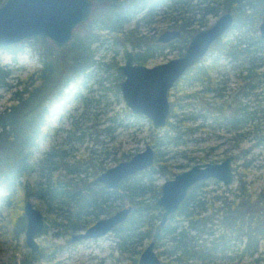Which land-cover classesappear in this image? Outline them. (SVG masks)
I'll return each mask as SVG.
<instances>
[{
	"label": "rangeland",
	"instance_id": "obj_1",
	"mask_svg": "<svg viewBox=\"0 0 264 264\" xmlns=\"http://www.w3.org/2000/svg\"><path fill=\"white\" fill-rule=\"evenodd\" d=\"M210 6L216 15L210 13L202 17L197 11L183 14L185 18L192 16L188 29L193 30V34L198 29L208 27L226 11L221 3ZM164 7L152 23L140 24L137 29L136 36L143 37L151 47L163 31L177 29L171 18L177 13L173 11L175 7ZM101 14L100 8L94 9L91 18ZM200 19H203L204 27L200 26ZM135 20L126 24L125 28L133 27ZM260 21L248 27L232 29L227 38L233 44L254 42L260 37ZM185 44L178 38L170 45H164L162 51H157L144 64L153 66L166 62L180 55ZM38 47L39 43L27 40L22 44L16 60L13 59L11 47L0 48V64L11 70L8 82L13 86L40 65ZM259 48L260 43L251 46L250 50L253 54L264 56V47ZM126 49L136 54L144 48L133 47L131 44L123 46L113 39L96 45V64L89 69L91 75L84 79V86L75 89L73 84H68L69 94L52 99L53 104L48 109L50 131L38 138L34 150L37 167L27 179L28 188L39 189L45 187L46 182H66L75 178L62 167L64 162L68 165L79 162L78 168L87 173L76 174L92 182L94 169L105 170L150 145L158 159L157 165L149 170L155 186H160L196 163L221 162L225 157L233 155L234 179L226 188L233 192L243 181L253 197L264 192V59L249 61L242 57L239 60H231L226 55L218 57L217 65L210 74L212 85L215 88L224 83L227 96L220 97L216 92L204 91L207 88L205 85L191 83L187 78L180 84V89L175 91L173 88L169 100L171 102L175 96H184L180 100L181 109L177 114L178 118L186 120L179 124L176 119L169 118V122L178 125L173 132L166 125L154 127L147 117L134 115L126 107L119 90V82L123 77L117 76L118 65L124 63ZM215 60L216 53L210 50L203 64L211 66ZM247 74L250 77L243 79ZM13 90L14 87L10 90L0 88V112L12 103L10 97ZM199 90L201 92L196 94ZM204 102L207 105L204 106ZM241 106L244 108L245 122L232 128L229 121L234 116L235 108ZM193 116L198 118L191 120ZM202 120V128L195 129ZM47 152L58 153L59 156H47ZM88 159L90 163L83 161ZM209 188L217 189V193H220L223 186L210 184ZM24 196H27L24 200H30L45 219L44 230L35 239L41 254L39 250L34 257L40 264H134V260L137 264L140 252L149 243L145 240L139 244L136 238L127 239L125 246L131 251H121V239L116 231L97 239L69 243L71 232L57 224L62 219L60 212L51 209L47 200L37 194L27 195L26 191L20 190L8 197L10 205L0 204V264H21L30 254L25 244V227L22 230L20 224L13 226L10 221L11 206L18 204ZM110 204V214L132 205L125 195L121 200H112ZM110 214L101 213L98 219ZM166 242L161 241L156 251L166 250ZM260 250L264 258V244ZM160 257L162 262L166 261L164 255ZM258 264H264V259Z\"/></svg>",
	"mask_w": 264,
	"mask_h": 264
},
{
	"label": "trees",
	"instance_id": "obj_2",
	"mask_svg": "<svg viewBox=\"0 0 264 264\" xmlns=\"http://www.w3.org/2000/svg\"><path fill=\"white\" fill-rule=\"evenodd\" d=\"M4 1L0 0V5ZM93 1L94 9L100 8L102 14L93 16L75 28L71 41L64 49L56 50L51 42L44 38L31 39L33 43L40 44L37 48L40 65L16 86L8 82L11 70L0 64V88L10 90L14 87L10 97L12 103L0 112V204L10 205L8 197L16 191H26L27 195L37 194L47 200L51 209L60 212L62 219L57 224L63 226L65 231L74 233L87 228L98 219L99 214H110L111 201L121 200L125 195L132 204L131 213L123 223L112 230L116 231V235L121 239V251H131L125 246L127 239L136 238L139 244L145 240H153L156 248L165 240L167 249L158 252L160 256H165L166 261L163 264H258L264 259L260 250L264 244V192H259L253 197L243 181L233 192L223 187L220 193H217V189L209 188L210 184L218 186V182L208 180L196 183L164 226L160 225L161 209L155 204L160 194V186L153 185L154 179L149 171L158 163L156 155L149 169L130 176L113 190L78 176L76 173H87L86 170L78 168L79 162L72 165L62 163V167L75 178L66 182H46L45 187L39 189L28 188L27 179L37 167L34 150L38 138L50 131L48 109L53 104L52 99L69 94L68 84H73L75 89L84 86V79L91 75L89 69L96 64V45L107 39H113L123 46L131 44L133 47L144 48L142 52L134 54L137 63L144 64L157 51H162L164 45L155 41L151 47L143 37H137L136 33L140 24L152 23L164 6L175 7L173 11L177 13L171 18L174 27L181 32L179 40L186 44L193 35V30L188 29L192 16L185 18L183 14L197 11L202 17L210 13L216 15L210 5L221 3L235 18L232 27L223 36L225 39L219 38L210 47V50L216 53L213 64L205 66L204 58L176 82L175 91L180 89V84L187 78L191 83L205 85L207 88L204 91L216 92L220 97L227 96L224 83L215 88L212 85L210 74L217 65L218 57L226 55L231 60H239L242 57L241 59L249 61L264 59L262 54H253L250 50L251 46L258 43L260 48L264 47V38L237 44L227 38L232 29L248 27L257 20H264V0ZM140 13L141 15L137 16ZM133 19H136L133 27L126 29L125 25ZM200 26H205L203 19H200ZM25 42L27 40L20 43V46L17 44L11 47L14 60ZM117 76H121L118 69ZM249 77L250 74H247L242 78ZM200 92L199 90L196 94ZM183 97L175 96L170 102L169 118L176 119L179 124L186 121L178 118L177 114L181 109L180 100ZM233 97L236 100L234 95ZM203 104L207 105L205 102ZM243 110L242 106L235 108L234 116L229 121L232 128L245 122ZM197 118L193 116L190 119ZM203 122L202 120L195 129L202 128ZM166 126L174 132L178 125L168 120ZM46 155L59 156L53 152H47ZM83 161L90 163L89 159ZM99 172V169L93 170V179ZM26 198L27 196H24L18 204L11 206V224H20L22 230L25 227L22 206ZM39 252L41 254V250ZM35 258L27 255L21 264H40Z\"/></svg>",
	"mask_w": 264,
	"mask_h": 264
},
{
	"label": "water",
	"instance_id": "obj_3",
	"mask_svg": "<svg viewBox=\"0 0 264 264\" xmlns=\"http://www.w3.org/2000/svg\"><path fill=\"white\" fill-rule=\"evenodd\" d=\"M94 7L93 0H5L0 5V48L8 49L26 40L44 38L56 50H62L71 41L75 28L91 18ZM234 19L229 11L221 13L208 27L191 36L180 55L153 66L135 62L133 51L126 49L124 63L118 65L123 77L119 90L130 112L147 117L154 127H164L171 109L169 93L176 82L202 62L212 44L230 30ZM258 30L260 38H264V20L258 24ZM180 34L178 29L165 30L156 41L167 44L178 39ZM154 159V149L147 145L129 159L98 173L93 184L116 189L125 179L149 169ZM233 159L230 155L221 162L196 163L164 181L155 201L161 209L160 225L164 226L169 216L179 209L196 183L212 179L224 186L230 185L234 178ZM131 210L132 206H124L95 220L84 230L71 233L70 243L107 235L127 219ZM22 211L26 220L25 244L34 253L39 249L35 239L45 227L44 215L30 200L24 202ZM137 264H163L153 240L142 249Z\"/></svg>",
	"mask_w": 264,
	"mask_h": 264
},
{
	"label": "flooded vegetation",
	"instance_id": "obj_4",
	"mask_svg": "<svg viewBox=\"0 0 264 264\" xmlns=\"http://www.w3.org/2000/svg\"><path fill=\"white\" fill-rule=\"evenodd\" d=\"M172 42V41H171ZM171 42H169V43H171ZM169 43H167V44H169ZM167 44H162V45H167ZM135 61V60H134ZM234 179V178H233ZM211 181H215V180H212V179H210ZM208 181V180H207ZM215 182H217V181H215ZM219 183V182H218ZM219 184H221V183H219ZM222 185V184H221ZM223 187H227V186H224V185H222ZM70 238V237H69ZM68 242L70 243V241H69V239H68ZM74 243H77V242H74ZM40 250V246H39V249L36 251V252H34V253H31V251H30V254L29 255H31V256H35V254L38 252Z\"/></svg>",
	"mask_w": 264,
	"mask_h": 264
}]
</instances>
